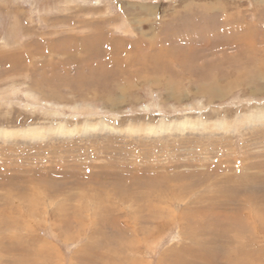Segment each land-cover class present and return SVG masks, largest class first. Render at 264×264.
<instances>
[{
  "label": "rangeland",
  "instance_id": "rangeland-1",
  "mask_svg": "<svg viewBox=\"0 0 264 264\" xmlns=\"http://www.w3.org/2000/svg\"><path fill=\"white\" fill-rule=\"evenodd\" d=\"M204 211L264 264V0H0V264H204Z\"/></svg>",
  "mask_w": 264,
  "mask_h": 264
},
{
  "label": "bare ground",
  "instance_id": "bare-ground-1",
  "mask_svg": "<svg viewBox=\"0 0 264 264\" xmlns=\"http://www.w3.org/2000/svg\"><path fill=\"white\" fill-rule=\"evenodd\" d=\"M239 52V51H238ZM252 185V184H251ZM232 186V185H231ZM246 187V186H245ZM250 187V186H249ZM247 187V188H249ZM253 189V188H252ZM248 190V189H247ZM251 190V189H250ZM221 195V194H220ZM234 195V194H233ZM250 196H256L255 194H249ZM223 199H224V196H221ZM234 197L236 198V196L234 195ZM122 198V197H121ZM221 200V199H220ZM225 200V199H224ZM250 203L249 201V196L247 197V200L245 202V205H248ZM228 204V202H227ZM148 206V205H147ZM220 208V207H219ZM215 209V208H214ZM211 212V211H210ZM206 213V214H205ZM224 213V212H223ZM238 213V212H236ZM225 214V213H224ZM229 214V213H228ZM212 213H208L207 211H204V213H200L199 216V222L197 223L198 226H200V230L203 231V237H202V245H201V248H202V252L203 253H206L207 255H204L203 256V262L204 264H215V261L217 262L218 260L215 258V256L212 257V253L210 250H214L218 247V244H220V241H221V238L222 236H218L216 235L215 233L217 232V230L220 232V221L219 222H216L217 219H212L213 217L211 216ZM217 215V214H216ZM238 215V214H237ZM237 215H233V218H229V223L227 225V227L225 228L226 231L228 230L229 232L232 231V223L233 222H236L237 220ZM222 216V215H221ZM194 219V218H193ZM212 219V220H211ZM222 219V218H221ZM215 220V221H213ZM223 221V220H222ZM264 221V220H263ZM193 222V220H192ZM196 222V221H195ZM214 222V223H213ZM225 222V221H224ZM238 222V221H237ZM194 223V222H193ZM195 224V223H194ZM223 224V223H222ZM226 224V223H225ZM243 224V222H242ZM263 225V224H262ZM191 226H193V224H191ZM239 227V226H238ZM242 228V227H241ZM245 230V229H243ZM212 233V234H211ZM205 234H209L211 235L212 237H210V239L208 238H205L207 235ZM218 234V233H217ZM220 234V233H219ZM235 236H234V240H232L233 242L236 241L237 244H239V241L242 240V238L246 235V233L242 234L241 232L237 231L235 233H233ZM3 237V236H2ZM2 239V238H1ZM230 239V238H229ZM228 239V240H229ZM233 239V238H232ZM194 240V239H193ZM197 243V241H196ZM194 243V244H196ZM205 243L207 245V248L205 250ZM199 244V243H198ZM197 244V245H198ZM228 244V243H227ZM231 244V243H230ZM209 245V247H208ZM214 245H217V247L215 248ZM239 245H242V244H239ZM213 246V247H212ZM222 248V247H221ZM235 247H233L232 249L229 247V249L231 250H225L223 251L224 252V255L222 256V259H224L223 263L224 264H254L252 262V260L250 258H248V256L246 255L245 256V253L247 254V249H248V246L247 244H243L241 247L237 248V249H234ZM191 249V248H190ZM225 249V248H224ZM221 250V249H220ZM181 251V250H180ZM215 251V250H214ZM190 252V251H189ZM221 252V251H220ZM182 253H184L182 251ZM181 254V253H180ZM217 255V254H216ZM199 258V257H198ZM197 258V259H198ZM220 258V257H219ZM87 259H90V255H88V258ZM85 260V259H84ZM186 261V260H185ZM183 258H180V259H175V263H180V264H194L191 263V262H185ZM199 261V260H198ZM221 263V262H220ZM216 264H219V263H216Z\"/></svg>",
  "mask_w": 264,
  "mask_h": 264
}]
</instances>
